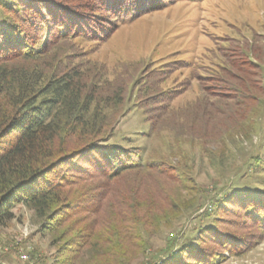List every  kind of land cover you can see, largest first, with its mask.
<instances>
[{"label":"trees","instance_id":"16d2710c","mask_svg":"<svg viewBox=\"0 0 264 264\" xmlns=\"http://www.w3.org/2000/svg\"><path fill=\"white\" fill-rule=\"evenodd\" d=\"M88 1L0 0V228L23 206L58 247L54 264H131L147 250L139 226L163 219L173 197L169 182L183 176L140 147L115 141L127 115L126 83L100 86L97 75L58 54L59 46L76 41L101 44L142 12L139 0ZM220 53L225 66H217L237 68L227 79L242 82L209 78L206 89L221 95L213 109L222 114L225 91L256 98L251 89L259 73L256 57L244 60L238 48ZM153 99L159 96H147ZM155 120L147 119L152 132ZM213 207V228L175 243L153 264H218L264 237V191L242 188Z\"/></svg>","mask_w":264,"mask_h":264},{"label":"rangeland","instance_id":"374dc122","mask_svg":"<svg viewBox=\"0 0 264 264\" xmlns=\"http://www.w3.org/2000/svg\"><path fill=\"white\" fill-rule=\"evenodd\" d=\"M138 4L140 16L120 23L105 42L76 41L58 45L57 52L70 56V67L97 75L99 85L126 83L127 115L119 121L115 141L138 146L146 158L182 173L181 183L175 180L178 175L173 185L169 182L173 197L164 205L163 219L139 226L147 250L135 254L131 264H153L175 243H187L189 235L213 228L217 217L208 216L215 201L242 188L264 191V0ZM152 4L157 8L150 10ZM237 48L244 51V60L257 59L259 75L251 85L256 98L225 91L227 106L220 114L213 109L220 91L216 96L206 87L215 76L242 83L227 79L237 68L217 66L225 64L220 52ZM175 88L179 91L170 101L160 100ZM151 93L159 100H147ZM151 116L157 122L153 132L147 122ZM13 214L15 219L0 228V264H54L58 247L40 233L32 211L17 205ZM218 264H264V237L248 251L225 254Z\"/></svg>","mask_w":264,"mask_h":264},{"label":"built area","instance_id":"2783aa9c","mask_svg":"<svg viewBox=\"0 0 264 264\" xmlns=\"http://www.w3.org/2000/svg\"><path fill=\"white\" fill-rule=\"evenodd\" d=\"M21 258H22V259H26L27 256H26V255H22Z\"/></svg>","mask_w":264,"mask_h":264}]
</instances>
